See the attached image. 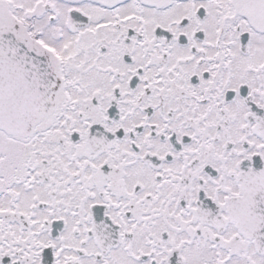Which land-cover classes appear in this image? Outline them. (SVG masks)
<instances>
[{"label":"snow or ice","instance_id":"obj_1","mask_svg":"<svg viewBox=\"0 0 264 264\" xmlns=\"http://www.w3.org/2000/svg\"><path fill=\"white\" fill-rule=\"evenodd\" d=\"M0 264H264V0H0Z\"/></svg>","mask_w":264,"mask_h":264}]
</instances>
